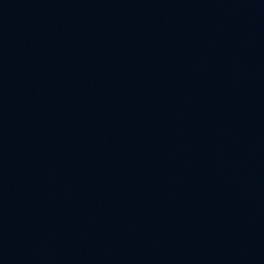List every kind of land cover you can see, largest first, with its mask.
<instances>
[{
    "label": "water",
    "instance_id": "95a60500",
    "mask_svg": "<svg viewBox=\"0 0 264 264\" xmlns=\"http://www.w3.org/2000/svg\"><path fill=\"white\" fill-rule=\"evenodd\" d=\"M264 222V0H0V264H201Z\"/></svg>",
    "mask_w": 264,
    "mask_h": 264
}]
</instances>
